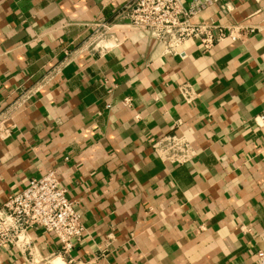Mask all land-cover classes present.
<instances>
[{
    "label": "crops",
    "instance_id": "crops-1",
    "mask_svg": "<svg viewBox=\"0 0 264 264\" xmlns=\"http://www.w3.org/2000/svg\"><path fill=\"white\" fill-rule=\"evenodd\" d=\"M129 1L0 0V205L53 170L84 227L69 257L34 228L0 264H254L264 250V0L210 5L192 21L237 38L178 54L118 22ZM102 21L106 49L83 50ZM67 46L83 51L58 67ZM167 133L191 162L153 155Z\"/></svg>",
    "mask_w": 264,
    "mask_h": 264
},
{
    "label": "built area",
    "instance_id": "built-area-1",
    "mask_svg": "<svg viewBox=\"0 0 264 264\" xmlns=\"http://www.w3.org/2000/svg\"><path fill=\"white\" fill-rule=\"evenodd\" d=\"M217 1L188 0L183 4L182 0H130L120 9L116 18L119 23L125 22L160 44L163 53L178 54L182 45L190 39H197L202 50L206 51L226 37L237 38L232 32L225 34L218 31V34L213 35L209 27L192 21L193 17ZM95 25L96 28L87 39L92 40L83 50H95L98 43L109 34L111 26L106 21ZM104 49L106 46L99 47L100 51ZM83 50L80 47L63 48V58L58 67L67 65ZM54 74L49 73L47 79H51ZM177 91L188 104L196 97L188 83L178 85ZM27 92L32 93V90ZM128 101L125 99L124 103L128 105ZM254 120L264 125V103ZM150 148L156 158L168 164L184 165L196 156L190 141L175 133L159 136L151 142ZM74 206L53 170H48L39 178L29 179L21 191L9 194L0 205V250L27 249L30 245L28 231L40 228L57 240L59 253L69 257L74 242L79 241L84 233L81 217ZM68 261L74 264L71 258ZM254 264H264V250L256 251Z\"/></svg>",
    "mask_w": 264,
    "mask_h": 264
},
{
    "label": "bare ground",
    "instance_id": "bare-ground-1",
    "mask_svg": "<svg viewBox=\"0 0 264 264\" xmlns=\"http://www.w3.org/2000/svg\"><path fill=\"white\" fill-rule=\"evenodd\" d=\"M55 261H56V260H55ZM55 261H54V262H55ZM55 264H58V263L55 262Z\"/></svg>",
    "mask_w": 264,
    "mask_h": 264
}]
</instances>
